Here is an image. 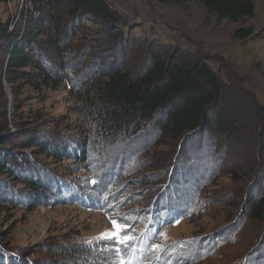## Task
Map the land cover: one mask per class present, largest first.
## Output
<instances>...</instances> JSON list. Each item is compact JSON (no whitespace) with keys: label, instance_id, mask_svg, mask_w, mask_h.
<instances>
[{"label":"trees","instance_id":"1","mask_svg":"<svg viewBox=\"0 0 264 264\" xmlns=\"http://www.w3.org/2000/svg\"><path fill=\"white\" fill-rule=\"evenodd\" d=\"M14 1L0 0V4ZM154 1L162 5L195 1L219 19L231 22L254 16V4L250 0ZM22 5L19 24L0 15V100L3 77L13 84L23 81L36 91L43 86L55 89L66 85L73 100L83 99L86 104L90 103L92 113L90 121L84 120L87 125L84 124L81 138L62 133L59 137L42 115L31 112L28 120L24 121L18 115L9 120L3 100L0 105V186L6 189V196L0 192V203L8 199L26 209L41 203L68 204L73 201L103 210L114 207L117 203L111 205L103 200L120 193L125 187L123 183H136L128 178V172L122 174L123 185L119 184L112 192L107 193L102 188V185L110 184L109 177L108 181L92 182L87 186L90 190L83 191L78 198L75 195L79 193L76 178L62 175L56 168L65 163L70 167L66 173L80 167L77 164L81 160L98 150L95 142L99 143V139L94 141L92 138L100 134L103 141L112 132L135 136L147 126L155 130L158 147L164 148L158 158L165 165L161 166L157 161L153 167L146 166L142 179L151 175L146 171L154 167L171 171V161L176 155L169 156L168 147L180 149L190 136L203 129L218 135L228 133L231 140L234 135H247V131L254 129L249 137L256 136L258 144H264V112L255 111L248 104L238 108L228 101L229 96L223 89L230 84L225 79L228 75L218 60L206 59L197 47L179 40L166 43L155 37L132 36L135 24L114 9L108 0H23ZM84 29L89 32L87 37L78 39ZM235 35L244 40L250 33L239 30ZM104 42L110 43L106 51L115 49V56L108 66L106 62L101 66V58L95 60L100 51L105 50V47L101 48ZM79 53L82 57L86 55V59H73L79 57ZM142 156L149 160L148 152ZM70 161L76 165H70ZM217 167H212L213 178L221 169ZM263 169L260 166L258 170ZM120 171L121 168L117 173ZM88 175L92 176L91 173ZM231 175L236 180L241 178L236 171ZM205 176H210V172ZM248 179L245 183L252 185V180ZM159 182H147L149 184L142 186L146 190L144 195L150 196L156 191ZM92 185L95 186L93 190ZM93 195L99 196L100 201ZM123 195L132 196L128 192ZM123 200L120 198L119 202ZM152 213L144 222L146 224H141L143 227L140 226L139 232L133 233L131 243L119 249L116 259H121L124 264H193L192 258L178 251V245L177 250L170 243L154 250L161 231L185 212L159 209ZM240 216L244 222L247 220L258 226L256 233L264 231L262 186L254 190L252 197L251 194L245 196L237 214L238 218ZM130 226L133 229L137 224ZM42 248L10 246L0 240V264H112L93 254V247L89 246L66 243ZM251 250L233 264H243Z\"/></svg>","mask_w":264,"mask_h":264},{"label":"rangeland","instance_id":"2","mask_svg":"<svg viewBox=\"0 0 264 264\" xmlns=\"http://www.w3.org/2000/svg\"><path fill=\"white\" fill-rule=\"evenodd\" d=\"M250 1L254 4V16L231 22L219 19L195 1L182 5H162L154 0H108L114 9L135 24L132 36L155 37L166 43L179 40L180 43L197 47L206 59L218 60L228 75L225 76L226 81H230V84L223 86L229 96L228 101L238 108L248 104L255 111L264 112V0ZM22 2L16 0L0 4L1 17H8L19 24ZM239 30L249 32V37L244 40L235 38ZM88 33L87 29L82 30L78 39L87 37ZM109 44L104 42L101 48L105 47V50L93 57L95 60L101 58V66L105 62L108 66L115 56V49L106 51ZM77 58L86 59V55L82 57L79 53V57L73 59ZM1 85L3 97L0 105L4 100L9 120L13 115H18L25 121L33 112L42 115L43 120L48 121L49 128L56 130L57 134H70L77 138H81L86 124L84 120H91L90 103L86 104L83 99L73 100L66 85L55 89L43 86L36 91L23 81L13 84L4 77L1 78ZM247 132L249 134L244 133L239 137L234 135L231 140L228 133L218 135L210 130H200L182 143L180 149L168 147L166 152H169V156L172 153L176 155L171 161V171L160 166L147 169L149 173L146 174L151 175H148L150 178L145 175L144 179L141 176L146 166L153 167L157 161L159 165H165L158 158L164 148L158 147L159 139L151 126L138 131L135 136L112 132L102 141L99 138L101 134L97 135L92 139H99V143L95 142L98 150L81 160L77 164L80 167L66 173L65 170L70 167H66L65 163L56 168L62 175L76 178L79 193L75 195L78 198L83 191L90 190L87 186L92 182L108 181L109 177L110 184L102 185V188L107 193L112 192L124 182L122 174L128 172V178L136 183H123L125 187L120 193L103 200L111 205L117 204L103 210L73 201L68 204L41 203L26 209L10 203L8 199L3 200L0 203V240L10 246L39 247L41 250L46 245H84L93 247V254L104 257L105 261L124 264L121 259H116L120 254L119 249L131 243L133 233L139 232L141 224H146L144 222L148 221L153 211L171 209L174 213H185L161 231L154 250L170 243L175 250L178 245V251L192 258L193 264L201 260L197 264H233L256 245L243 264H264V231L256 233L258 226L255 223L244 222V218L237 217L245 196L251 194L252 197L256 188H264V169L258 170L260 166L264 167V144L259 145L256 136L253 139L249 137L255 132L254 129ZM147 152L148 161L142 156ZM135 164L137 167H134ZM70 165L76 164L71 162ZM215 165L221 169L213 178L212 167ZM120 168V173H117ZM233 171L241 178L236 180L231 175ZM208 172L210 176L206 177ZM248 178L252 180V185L245 183ZM157 181L160 182L159 187L154 189L156 191L150 196L144 195L146 190L142 186ZM162 183L164 185H160ZM94 187L92 185L91 190ZM71 191L74 193L72 188ZM0 192L6 196L5 188L0 186ZM127 192L132 195L130 198L124 197L123 194ZM93 197L99 200V196ZM119 197L124 200L119 202ZM113 222L124 229L120 232L119 240H126L125 243L102 238V234L116 230ZM132 224H137L134 230L130 226ZM128 237L131 239L127 240Z\"/></svg>","mask_w":264,"mask_h":264},{"label":"snow or ice","instance_id":"3","mask_svg":"<svg viewBox=\"0 0 264 264\" xmlns=\"http://www.w3.org/2000/svg\"><path fill=\"white\" fill-rule=\"evenodd\" d=\"M113 226H114V229H116V230L114 232H111V233L102 234V238L117 239L119 242L125 243L126 240H119L120 232H122L124 229L121 226L117 225L115 222H113ZM126 239L130 240L131 237H128Z\"/></svg>","mask_w":264,"mask_h":264}]
</instances>
